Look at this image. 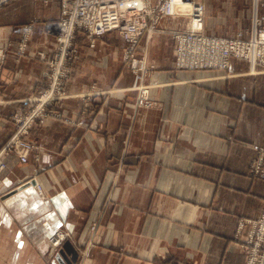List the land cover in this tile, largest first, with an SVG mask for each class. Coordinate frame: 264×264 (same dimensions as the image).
Listing matches in <instances>:
<instances>
[{
    "label": "crops",
    "instance_id": "obj_1",
    "mask_svg": "<svg viewBox=\"0 0 264 264\" xmlns=\"http://www.w3.org/2000/svg\"><path fill=\"white\" fill-rule=\"evenodd\" d=\"M61 1L0 7V149L12 115L45 86ZM177 19L142 36L143 80L118 31L93 42L77 32L65 95L26 135L36 149L26 162L4 157L0 264H246L249 225L242 236L238 225L264 206V177L251 171L264 146V72L237 57L177 67Z\"/></svg>",
    "mask_w": 264,
    "mask_h": 264
},
{
    "label": "built area",
    "instance_id": "obj_2",
    "mask_svg": "<svg viewBox=\"0 0 264 264\" xmlns=\"http://www.w3.org/2000/svg\"><path fill=\"white\" fill-rule=\"evenodd\" d=\"M9 1L0 0V7ZM204 10L199 0H62L61 17L55 23L58 46L45 72V86L34 96L27 111L13 114L17 128L0 151V173L6 167L4 157L7 154L18 152L21 161L26 162L29 153L36 149V144L26 135L38 118L48 113L49 105L65 95L74 61L79 56L75 43L78 31L85 32L92 42L110 31H118L128 41L126 62H137V77L143 80L148 66L136 53L142 36L164 30L161 24L167 18L188 16L189 21L183 29L171 31L176 38L177 67L227 68L230 59L237 57L264 72V12L257 16L251 35L240 31L235 36L221 37L204 32ZM22 42L26 41L22 39ZM5 57L6 50L0 47V68ZM140 94L145 104H151L147 87L142 86ZM251 171L264 177V146L258 148ZM246 225H249L247 235L241 238L247 254L246 264H264V206L258 217L240 221V236ZM65 237L61 233L53 244L60 245Z\"/></svg>",
    "mask_w": 264,
    "mask_h": 264
},
{
    "label": "rangeland",
    "instance_id": "obj_3",
    "mask_svg": "<svg viewBox=\"0 0 264 264\" xmlns=\"http://www.w3.org/2000/svg\"><path fill=\"white\" fill-rule=\"evenodd\" d=\"M199 1H201L205 6L204 32L207 35L231 37V36H235L238 32L241 31L247 36H249L251 35L254 25L256 24L257 16H259L261 13L264 12L263 1H259V2L257 0H199ZM56 21L57 20H55L53 23L50 24V31L56 36V40H57L56 32L58 29H57V25L55 24ZM177 21L178 23H180V25L185 27L189 21V18L188 16H182L179 19H177ZM24 29L25 31L23 32L25 34H23L22 39H24L25 41H29V35H28L29 33L28 31H26L29 29L28 28L27 29L24 28ZM175 61H176V55H175ZM16 128H17V124L15 121L14 131L16 130ZM4 145L2 146V148L4 147ZM2 148L0 149V151L2 150ZM63 242L64 241H62V243Z\"/></svg>",
    "mask_w": 264,
    "mask_h": 264
},
{
    "label": "water",
    "instance_id": "obj_4",
    "mask_svg": "<svg viewBox=\"0 0 264 264\" xmlns=\"http://www.w3.org/2000/svg\"><path fill=\"white\" fill-rule=\"evenodd\" d=\"M62 254L65 255V254L63 253V251H62Z\"/></svg>",
    "mask_w": 264,
    "mask_h": 264
}]
</instances>
